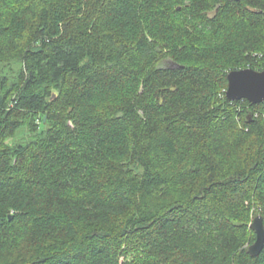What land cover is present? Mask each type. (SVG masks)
Returning <instances> with one entry per match:
<instances>
[{"label": "trees", "instance_id": "obj_1", "mask_svg": "<svg viewBox=\"0 0 264 264\" xmlns=\"http://www.w3.org/2000/svg\"><path fill=\"white\" fill-rule=\"evenodd\" d=\"M247 67L264 0H0V264H264Z\"/></svg>", "mask_w": 264, "mask_h": 264}, {"label": "water", "instance_id": "obj_2", "mask_svg": "<svg viewBox=\"0 0 264 264\" xmlns=\"http://www.w3.org/2000/svg\"><path fill=\"white\" fill-rule=\"evenodd\" d=\"M226 96L231 101L246 99L253 104L264 102V69L251 67L235 69L228 73ZM250 227L256 233V240L249 247L252 256H257L264 247V218L254 217Z\"/></svg>", "mask_w": 264, "mask_h": 264}, {"label": "rangeland", "instance_id": "obj_3", "mask_svg": "<svg viewBox=\"0 0 264 264\" xmlns=\"http://www.w3.org/2000/svg\"><path fill=\"white\" fill-rule=\"evenodd\" d=\"M167 65H174L171 61L169 60H164L161 62V66H167ZM23 135H26V131H21V133L18 135L17 138L22 137ZM262 207L260 206L259 203H255L252 207H251V212H252V219H254L255 216L259 215V212L261 211ZM261 215V214H260ZM246 246H249V243H247ZM123 260V257L121 258Z\"/></svg>", "mask_w": 264, "mask_h": 264}]
</instances>
